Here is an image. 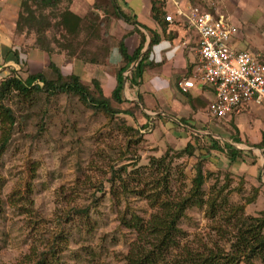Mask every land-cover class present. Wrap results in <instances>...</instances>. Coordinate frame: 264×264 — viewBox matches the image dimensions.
Here are the masks:
<instances>
[{
  "label": "rangeland",
  "instance_id": "rangeland-1",
  "mask_svg": "<svg viewBox=\"0 0 264 264\" xmlns=\"http://www.w3.org/2000/svg\"><path fill=\"white\" fill-rule=\"evenodd\" d=\"M179 1L184 2L186 9L194 5L222 18L240 36L239 47L247 42L249 48L244 51L264 58V0ZM27 5L36 16H45L50 25L56 21L51 9L38 10L28 0ZM66 5L68 2L62 0L57 8ZM60 34L62 31L53 26L44 32L51 50L48 56L36 46L33 51L28 49V41L35 38L34 31L31 37H24L19 47L21 63L6 67L0 62V82L10 75L23 81L37 73L46 80H55L49 58H60L68 52L56 45ZM113 43L114 37L100 30L86 48V58L95 54L98 62L102 61L108 51L101 48ZM70 50L79 61L80 49L72 43ZM115 70L109 64L102 69L83 65L76 73L80 84L92 94H97L92 84L95 77L107 97ZM70 71L64 69L63 73ZM123 85L122 97L126 100L130 92L124 82ZM0 106L8 108L13 117L8 142L0 153V264H34L42 256L46 264H126L125 255L138 239L133 230L121 224L120 218L135 215L145 221L154 212L143 197L149 194L151 181L156 178L150 158L165 156L170 197L185 194L199 161L205 176L204 197L209 188L222 187L219 198L225 200L213 220L206 217L204 207L185 211L177 224L182 233L179 248L170 252L169 258L178 257L183 250L199 252L217 247L227 251L229 237L223 238V234L232 233L233 229L222 218L229 208L242 206L243 215L248 217H257L264 210V198H255L246 205L251 188L245 187L241 177L221 168L222 162L227 161L221 149L224 144H219L220 151L206 153L211 143L203 134L189 135L163 116H145L138 102L111 101L112 109H127L132 115L107 116L82 103L77 96H50L38 91L28 93L27 97L10 92ZM224 121L207 118L209 123L195 129L208 131L210 125L211 131L218 127L226 132ZM142 124L146 129H139ZM2 128L0 117V136ZM187 143L195 146L191 156L181 153ZM139 190L143 196L134 193ZM50 248L52 251L48 252ZM254 264H264V258Z\"/></svg>",
  "mask_w": 264,
  "mask_h": 264
},
{
  "label": "trees",
  "instance_id": "trees-1",
  "mask_svg": "<svg viewBox=\"0 0 264 264\" xmlns=\"http://www.w3.org/2000/svg\"><path fill=\"white\" fill-rule=\"evenodd\" d=\"M34 3L39 9H51L53 18L56 21L50 25L47 18L38 14L36 16L27 5V0H21L20 10L16 20V31H26L31 33L34 31V47L50 54V45L47 43L44 32L50 27L60 29V42L56 45L62 49H66L65 56L67 58L74 57L75 54L71 49L74 43L77 49H80L79 61L82 63L97 64L98 59L95 54L86 58L90 42L92 43L98 36L100 30L105 31L111 18L127 21L119 9L116 0H95L90 6L86 15L81 19L76 18L68 12V6L58 9L62 0H28ZM69 3V0H66ZM150 16L154 22L160 24L159 18L163 22V12L160 7H156V0H150ZM98 12L103 15L101 18ZM130 23H133L130 21ZM103 27V29H102ZM133 31L138 32L133 28ZM83 34V36H81ZM139 37V34H137ZM140 44L131 55H127L123 46L122 40L117 44L118 53L121 57V65L115 72V85L110 93L109 99L102 95L98 84L92 81L97 94H92L89 90L80 84L77 76L69 74L61 75L52 64L49 68L55 74V80H46L42 74L28 75L23 81L14 75L4 77L0 82V101L10 92H15L22 97H27L30 92H45L46 95H55L57 93H66L77 96V98L90 108L98 110L107 116H113L118 113L131 116V112L125 109L122 111L114 110L110 106V102L116 104L127 103L121 97L123 89V80L125 79L126 86L132 87L138 84L143 69V61L147 57V51L138 59L140 49L142 47L143 37L140 35ZM65 44L62 45L61 43ZM154 43L151 40L150 44ZM35 47V48H36ZM105 48V49H104ZM109 47H102L101 51L107 52ZM68 49V50H67ZM106 54V53H105ZM138 59V60H137ZM135 60H137L135 62ZM133 68L129 70L130 67ZM13 74V71L11 72ZM125 73V76L123 74ZM41 86H39L38 84ZM0 117L3 124L2 133L0 136V153L4 150L8 138L9 129L13 124V117L8 108L0 106ZM146 126L141 125L139 129L144 130ZM137 130H135L136 132ZM211 143L207 152L220 151L211 138H207ZM195 150V146L187 143L181 153H186L191 156ZM227 159L232 162L240 153L234 149L225 151ZM165 156L158 159L150 158L149 165L152 166L153 172L156 175L151 181L148 191L145 194L139 190V196H143L147 200L154 212L149 218L143 221L135 215L130 218H120V222L124 227L133 230L136 233L137 241L130 245L128 253L125 255L126 264H254L255 260L264 258V210L259 212L257 217H248L243 215L242 206H231L222 218L227 226L232 227L233 232H225L223 238L228 236V250L224 251L217 247L214 249L203 248L199 252H190L183 250L178 253V257L169 258L170 252L179 248L178 241L182 235L181 230L177 227L178 222L187 209L195 207L202 209L208 219L216 218L218 210L222 205H225V200L220 199L222 187L215 189L209 188L208 195L204 197L202 185L205 182V176L202 174L201 162L197 161L194 168V176L190 180V186L183 195L170 197V189L168 187L169 168L165 164ZM155 177V176H154ZM228 179L226 178V182ZM225 187V186H223ZM257 196V190L251 189V197L245 199V204H250ZM218 232L221 230L217 229ZM52 251L51 248L48 252ZM34 264H46L45 258L42 256Z\"/></svg>",
  "mask_w": 264,
  "mask_h": 264
},
{
  "label": "crops",
  "instance_id": "crops-1",
  "mask_svg": "<svg viewBox=\"0 0 264 264\" xmlns=\"http://www.w3.org/2000/svg\"><path fill=\"white\" fill-rule=\"evenodd\" d=\"M94 1L69 0L68 12L81 19ZM156 1L158 2L156 7H160L159 10L163 12L164 16L171 15V23H166L164 20L162 22L161 17L159 18L160 24L152 20L150 0H116L119 9L128 20L110 19L105 31H108L109 35L114 37V43L110 46L108 52L103 55L102 61L97 64H81L82 62L73 57L67 58L62 55L60 58L58 56L49 58V64H52L61 75L73 74L79 80L81 79L76 70H79L83 65L102 69V66L109 64L117 70L122 62L117 49L118 42L122 40L127 55H131L139 46L141 35L143 42L138 59L146 51L147 57L143 61L144 67L138 84L129 88L126 86L128 92H130V98L123 99L121 92L122 99L128 103L138 102L145 116H163L175 126L182 127L189 135L203 134L205 138H211L215 141L218 148H221L219 144H224L225 148H221L223 153L229 149L239 152V158L237 157L232 162L225 157L227 161L222 162L221 168L241 177L245 187L256 189V199L264 198V114L262 108L250 104L242 107L238 113L224 118V125L228 127L227 131H230V133L224 132L218 127L215 131H211L210 125L207 126L208 131L195 129L201 126L202 123H209L207 122L209 117L204 115V112L213 100L212 91L205 86L196 85L190 90L181 92L177 85L181 80L191 75L194 67L193 50L197 45V36L193 29L175 14L176 10L184 11L186 9L184 2L179 0ZM20 3L21 0H0L1 66L12 67L13 63L20 64V44L23 45L24 37H31V33L24 30L17 32L15 28ZM102 15L101 12H98L99 18ZM132 20L135 24L130 23ZM133 28L138 32L139 37L132 30ZM236 33V30H234L230 37L233 41L229 42L230 47L236 51L248 52L244 51V48L248 47L247 42L243 47H239L240 36H236ZM151 40L154 43L150 44ZM30 41L33 42L34 40L28 41V49L33 51L35 50L34 42L33 45L32 43L30 45ZM27 59L29 60L28 57ZM132 68L133 66L128 71ZM64 69H71V71L64 74ZM115 72L113 76L114 83L109 95L106 97L100 89L102 95L106 98L110 97V93L114 88ZM123 76L125 75L123 74ZM94 78L92 80L101 88L99 82ZM123 82L125 83V79Z\"/></svg>",
  "mask_w": 264,
  "mask_h": 264
},
{
  "label": "built area",
  "instance_id": "built-area-1",
  "mask_svg": "<svg viewBox=\"0 0 264 264\" xmlns=\"http://www.w3.org/2000/svg\"><path fill=\"white\" fill-rule=\"evenodd\" d=\"M175 14L197 36L193 70L178 83V89L185 92L196 85L209 88L213 100L207 116L211 119H224L250 104L262 108L264 114V58L232 49L229 40L233 29L220 17L197 7L176 10ZM163 20L171 23L172 17L168 14Z\"/></svg>",
  "mask_w": 264,
  "mask_h": 264
}]
</instances>
